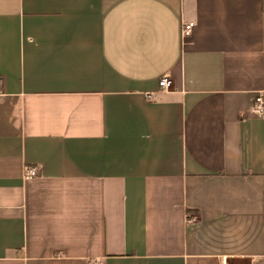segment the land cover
Instances as JSON below:
<instances>
[{"label":"crops","instance_id":"obj_1","mask_svg":"<svg viewBox=\"0 0 264 264\" xmlns=\"http://www.w3.org/2000/svg\"><path fill=\"white\" fill-rule=\"evenodd\" d=\"M257 93L264 0H0V264H264Z\"/></svg>","mask_w":264,"mask_h":264},{"label":"built area","instance_id":"obj_2","mask_svg":"<svg viewBox=\"0 0 264 264\" xmlns=\"http://www.w3.org/2000/svg\"><path fill=\"white\" fill-rule=\"evenodd\" d=\"M193 23L192 22H187V23H182L181 25V36L182 38H185L188 36L192 30ZM158 85L161 90L163 91H169L172 88V79L168 74H163L159 79H158ZM250 110L257 114L261 115L264 111V98L261 93H257L253 99V103L251 105ZM39 172L36 167L34 166H26L24 167L23 171V176L25 179H31L36 176H38Z\"/></svg>","mask_w":264,"mask_h":264}]
</instances>
